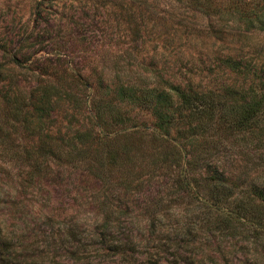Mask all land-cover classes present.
I'll list each match as a JSON object with an SVG mask.
<instances>
[{
  "label": "rangeland",
  "instance_id": "obj_1",
  "mask_svg": "<svg viewBox=\"0 0 264 264\" xmlns=\"http://www.w3.org/2000/svg\"><path fill=\"white\" fill-rule=\"evenodd\" d=\"M261 15L264 0H0L3 233L19 235L31 254L53 256V264H84L66 260L72 249L92 264H128L120 253L101 249V241L110 239L124 241L126 257L137 264H186L189 250L182 240L187 239L200 243L203 264H244L254 257L264 264V238L246 245L250 231L235 220L222 231L213 228L215 216H223L220 210L205 209L202 199L177 188V172L169 161H159L164 148L152 138L158 135L148 111L123 101L119 106L130 118L125 125L107 120L97 126L89 110V101L105 86L115 102L119 85L136 92L178 82L219 90L264 77V29L240 19ZM227 57L252 66L255 75L230 72ZM47 81L65 89L68 99L51 97L41 124L35 116L24 120L25 95L35 89L37 96L36 84ZM3 95H10V102ZM14 97L25 101L18 106ZM128 124L136 125V134L114 136L124 126L132 129ZM85 128L94 137L87 156L104 157L100 180L81 171L86 162L79 169L64 160L70 134ZM43 143L52 153L40 149ZM123 145L127 155L119 150ZM112 149L116 157H105L103 151ZM247 158L220 156L227 176L238 183L236 197L243 184L235 176ZM154 163L159 168L152 169ZM106 221L108 230L101 227ZM152 251L158 255L148 260Z\"/></svg>",
  "mask_w": 264,
  "mask_h": 264
},
{
  "label": "trees",
  "instance_id": "obj_2",
  "mask_svg": "<svg viewBox=\"0 0 264 264\" xmlns=\"http://www.w3.org/2000/svg\"><path fill=\"white\" fill-rule=\"evenodd\" d=\"M240 19H244V23L248 26L264 29V15L254 19L243 16ZM224 63L230 72L240 74L242 77L255 75L252 66L242 64L241 61L227 57ZM262 78L264 77H257V80H254L251 77L245 87L231 85L219 90H199L188 83L178 82L165 83L163 88L150 87L136 92L131 87L119 85L114 92V97L117 99L115 102L109 91L106 92L105 86L103 92L91 98L89 110L94 125L97 126L107 124V120H110L111 123H108L110 125L112 123L125 125L124 122L130 118L123 115L124 110L119 106L123 101L148 111L154 119V131L158 135V137L153 135L152 138H159L164 148L161 151L162 159L159 161L160 163L169 161L165 163L173 168L171 170L177 172V188L185 193H193L195 199H202L205 202V209L220 210V215L223 216H215L214 223H210L214 224L213 228L222 231L230 228L232 221H239L245 225V232L250 231L245 235L246 245H256L261 238H264V80ZM36 85L41 88L37 96H33L35 89H30L25 95L29 108L25 110L24 120L25 117L33 120L32 116H35L37 124H41L40 119L48 112L51 97L56 95L58 98L68 99L69 95L65 89L56 88L48 81L47 85L41 87ZM1 97L5 102H10V95ZM15 99L18 106L19 102L25 101L24 97L19 99L14 97ZM135 126L128 124L127 127L132 129H125L124 126L113 134L115 137H129L137 133ZM109 134L102 133L103 139H112L108 137ZM93 138L90 129H75L67 139L68 150L65 152L64 160L77 168H79L78 164L86 162L85 165H81V171L100 180L103 176L99 168L104 166V157L102 156L101 160L99 153L97 156H87L91 153L88 147L91 146ZM39 146L43 152L48 150L52 153L47 143ZM125 147L127 146L123 145L124 149L119 148L123 155L129 152V147L127 149ZM225 153H233L240 159L243 155L248 156L246 164L241 166L235 176V179L240 176L237 180L240 185L243 184L238 197L234 196L238 183L227 176L221 165L220 156ZM103 154L114 159L118 153L112 149L104 150ZM157 168L159 165L154 163L152 169ZM203 215L208 216L206 212ZM101 227L108 230L111 225L106 221ZM193 228L195 226L188 228L186 232H191L190 229ZM208 230L211 232V228L208 227ZM18 237L19 235L13 238L3 233L0 228V264L57 262L54 261L53 256L31 254L28 243H22ZM129 242L131 246L134 245L133 242ZM182 243L189 250L184 257L186 264L204 263L205 256H201L202 251L199 250L198 241L187 239L182 240ZM101 244L104 252H118L121 254V259L126 260L128 264H137L136 258L130 260L126 257L124 246L127 245L124 241L110 239L101 241ZM80 250L83 251L84 247ZM78 252L79 250L76 249L67 251L66 260L75 262L83 259L84 264H92ZM173 254L175 257L181 256L179 252ZM156 255H158L157 251L149 252L148 260ZM153 260L157 261V259ZM256 260L257 257L251 262L246 259L244 264H256Z\"/></svg>",
  "mask_w": 264,
  "mask_h": 264
}]
</instances>
